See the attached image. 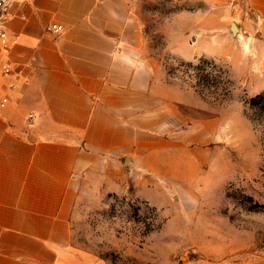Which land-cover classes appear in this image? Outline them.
<instances>
[{
  "label": "rangeland",
  "instance_id": "obj_1",
  "mask_svg": "<svg viewBox=\"0 0 264 264\" xmlns=\"http://www.w3.org/2000/svg\"><path fill=\"white\" fill-rule=\"evenodd\" d=\"M252 12L246 0L140 1L142 55L172 91L173 133L115 182L84 184L73 250L105 264H264V35Z\"/></svg>",
  "mask_w": 264,
  "mask_h": 264
},
{
  "label": "crops",
  "instance_id": "obj_2",
  "mask_svg": "<svg viewBox=\"0 0 264 264\" xmlns=\"http://www.w3.org/2000/svg\"><path fill=\"white\" fill-rule=\"evenodd\" d=\"M140 1L14 0L19 44L0 53L13 68L0 78V264H105L71 248L80 191L173 133L172 91L142 55ZM246 1L264 35V0ZM55 23L64 33L48 32Z\"/></svg>",
  "mask_w": 264,
  "mask_h": 264
},
{
  "label": "built area",
  "instance_id": "obj_3",
  "mask_svg": "<svg viewBox=\"0 0 264 264\" xmlns=\"http://www.w3.org/2000/svg\"><path fill=\"white\" fill-rule=\"evenodd\" d=\"M14 0H0V53H5L19 44V38L12 35L8 29V21L11 15ZM48 32L54 35L64 33L65 27L62 24H51L47 28ZM13 74V68L10 62L0 60V78H8ZM5 106V103H1ZM33 119V115H30Z\"/></svg>",
  "mask_w": 264,
  "mask_h": 264
},
{
  "label": "water",
  "instance_id": "obj_4",
  "mask_svg": "<svg viewBox=\"0 0 264 264\" xmlns=\"http://www.w3.org/2000/svg\"><path fill=\"white\" fill-rule=\"evenodd\" d=\"M237 29H238V28H237L236 26L233 27V30H234V31H237Z\"/></svg>",
  "mask_w": 264,
  "mask_h": 264
},
{
  "label": "bare ground",
  "instance_id": "obj_5",
  "mask_svg": "<svg viewBox=\"0 0 264 264\" xmlns=\"http://www.w3.org/2000/svg\"><path fill=\"white\" fill-rule=\"evenodd\" d=\"M238 30V29H237Z\"/></svg>",
  "mask_w": 264,
  "mask_h": 264
}]
</instances>
